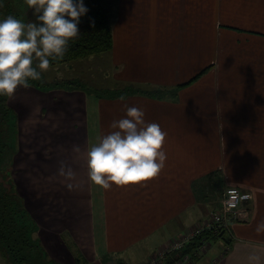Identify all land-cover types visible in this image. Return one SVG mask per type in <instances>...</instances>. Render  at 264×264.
Wrapping results in <instances>:
<instances>
[{
  "label": "crops",
  "instance_id": "obj_1",
  "mask_svg": "<svg viewBox=\"0 0 264 264\" xmlns=\"http://www.w3.org/2000/svg\"><path fill=\"white\" fill-rule=\"evenodd\" d=\"M107 1L112 46L101 58L122 89L18 86L6 100L16 114L12 178L42 246L59 263L75 264L62 239L68 232L89 264H144L208 216L192 184L219 169L224 185L252 190V211L231 220L242 223L230 222L231 246L211 241L193 264H248L254 252L264 264V229L256 230L264 221V145L248 158V121H264V0ZM201 71L175 96L138 89L174 87ZM125 104L166 131L165 166L154 178L102 189L89 181L87 148L125 115ZM62 164L72 178L60 174Z\"/></svg>",
  "mask_w": 264,
  "mask_h": 264
},
{
  "label": "clouds",
  "instance_id": "obj_2",
  "mask_svg": "<svg viewBox=\"0 0 264 264\" xmlns=\"http://www.w3.org/2000/svg\"><path fill=\"white\" fill-rule=\"evenodd\" d=\"M26 2L34 20L25 22L11 14L0 17V96L11 97L18 86L29 87L31 81L41 79L52 61L63 58L70 41L79 36L80 18L88 11L84 0ZM124 110L123 117L110 123L112 130L94 137L87 148L89 181L102 189L154 178L165 166L167 154L162 145L166 131L159 123L145 120L143 108L125 104ZM73 150L79 152L80 148L74 145ZM59 172L74 176L63 164ZM262 229L264 221L256 230ZM248 264H262L261 255L251 253Z\"/></svg>",
  "mask_w": 264,
  "mask_h": 264
},
{
  "label": "trees",
  "instance_id": "obj_3",
  "mask_svg": "<svg viewBox=\"0 0 264 264\" xmlns=\"http://www.w3.org/2000/svg\"><path fill=\"white\" fill-rule=\"evenodd\" d=\"M84 4L87 6L88 11L80 18L78 25L79 36L70 41L68 51L64 57L52 61L50 66L99 54L111 49V23L101 1L84 0ZM92 20H94V24H90ZM200 74H202V71L174 87H156L149 92L157 95L165 94L166 96V94H169L175 96L180 86L196 79ZM30 85L49 89L55 87L57 83L46 82L44 78H41L37 81H31ZM167 91L169 92L166 93ZM6 100L7 96H0V254L6 264H60L48 256L45 248L42 249V244L41 246L39 245L40 242L36 236V221L26 209L22 197L17 192L13 182L9 164L11 165L12 163L14 150L11 151L9 156L5 154L7 148L5 136L6 132L7 134L9 133V128L16 134V114L6 104ZM192 187L197 201L209 203L215 192L220 197L225 185L222 174L219 169H216L194 180ZM202 238L210 241H223L224 245L227 246L226 248L231 246L233 242L230 229L227 230L221 227L216 230H204L190 239L180 250L168 255L164 264H169L175 254L181 255L186 252H192L200 244ZM62 239L72 253L75 264H89V261L69 235L62 234Z\"/></svg>",
  "mask_w": 264,
  "mask_h": 264
},
{
  "label": "rangeland",
  "instance_id": "obj_4",
  "mask_svg": "<svg viewBox=\"0 0 264 264\" xmlns=\"http://www.w3.org/2000/svg\"><path fill=\"white\" fill-rule=\"evenodd\" d=\"M100 1H101L103 8L107 11L108 17L110 20L113 16V11H112V13H110V11H109L110 10V4H108L107 0H100ZM9 14L14 15L18 19H21L25 22H28L30 20L35 19V17L32 14L31 9L28 8L26 0H3V6L0 7V17L6 16ZM108 51H104V52L99 53V54L90 55V56H87L84 58H78V59L68 61V62H65L62 64L49 66L48 70L42 73L41 78H44L46 82H51V83L56 82L57 85L53 88H49V89L46 88L45 90L79 89V90H85V91H93L96 94L100 93V95H102V94H109V95L115 94L117 90H120L122 88H121V86L114 84L115 81L113 82V80L111 79V77H112L111 71L110 72L106 71L108 58L107 57L101 58V55L105 54ZM102 63H105V65L101 66ZM138 89H140L141 91L152 90L151 86H149L147 88L138 87ZM262 107H264V105H262ZM256 117H260V116H256ZM255 122L256 121H254V122L248 121V153H250V154H248V158L256 155V152H255V149L257 148L256 143H260V144L264 145V121H263L262 125L257 124ZM250 123H253V127L260 129V133L257 131H253L254 133H256L259 136H256V135L254 136L250 133V131L252 130V128L249 126ZM5 138H6V142H7V148H6L5 154L7 156H9L11 151L14 150V153L12 155V158H14L15 153H16L17 148H18L17 134H15L14 131L11 128H9V133L7 134V132H6ZM29 151L32 152V153H28L29 156L31 154H34V151L32 148L29 149ZM12 165H13V160H12L11 165L9 164V166L11 168V173L13 171ZM15 171H16V169H14V172ZM34 174L36 175V169H35ZM238 187L239 188L241 187L240 189L244 193L249 195L248 201L245 204L246 209H248L246 215H248V217H249L250 211H252V202H253L252 190L248 189V191H247L242 186H238ZM219 199H220L219 194L217 192H215V195L212 196L211 199L209 200V204H208L209 209H207L208 212H210L214 208H217V206L219 204ZM246 215L243 216L242 218H245ZM245 220L241 219L239 221H245ZM233 223L242 224L241 222L233 221V222H231V225ZM37 228H38V225H37ZM63 234H67V235L71 236L68 232H64ZM36 236H37V233H36ZM38 238H39V242H40L39 245L41 246L42 240L40 239V237H38ZM210 244H212V242H210ZM215 246L217 247V245L214 244L211 247L210 251H213L214 249L216 250ZM43 248L44 247H42V249ZM45 251L47 252V254L50 258H53L51 256V254L47 251V249H45ZM207 251H208L207 249L204 250L205 253ZM0 264H6L4 258L2 257L1 254H0Z\"/></svg>",
  "mask_w": 264,
  "mask_h": 264
},
{
  "label": "built area",
  "instance_id": "obj_5",
  "mask_svg": "<svg viewBox=\"0 0 264 264\" xmlns=\"http://www.w3.org/2000/svg\"><path fill=\"white\" fill-rule=\"evenodd\" d=\"M248 194L238 186L225 185L220 195L217 208L211 210L208 216L192 228L186 229L166 242L164 246L156 250L144 264H164L168 255L180 250L190 239L204 230H216L218 228L230 229L231 220H245L248 209L245 204ZM245 218H242L245 216ZM210 240L202 238L200 244L192 252L181 255H173L169 264H193V257L210 245Z\"/></svg>",
  "mask_w": 264,
  "mask_h": 264
}]
</instances>
